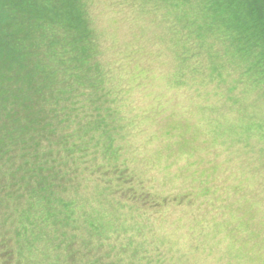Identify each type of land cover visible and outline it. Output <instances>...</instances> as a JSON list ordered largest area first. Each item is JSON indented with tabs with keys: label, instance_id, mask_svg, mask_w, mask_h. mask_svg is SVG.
Instances as JSON below:
<instances>
[{
	"label": "trees",
	"instance_id": "trees-1",
	"mask_svg": "<svg viewBox=\"0 0 264 264\" xmlns=\"http://www.w3.org/2000/svg\"><path fill=\"white\" fill-rule=\"evenodd\" d=\"M110 2L164 23L179 56L168 78L182 90L202 76L216 90L231 80L233 102L264 100V0ZM94 4L0 0V249L11 264L87 263L84 239L96 233L76 223L97 216L87 205L110 197L106 184L131 181L119 161L127 133L118 58L126 56L102 38ZM105 258L123 261L120 252Z\"/></svg>",
	"mask_w": 264,
	"mask_h": 264
},
{
	"label": "rangeland",
	"instance_id": "rangeland-1",
	"mask_svg": "<svg viewBox=\"0 0 264 264\" xmlns=\"http://www.w3.org/2000/svg\"><path fill=\"white\" fill-rule=\"evenodd\" d=\"M110 1L92 9L106 44L126 56L119 161L131 181L106 184L113 199H91L97 216L76 223L96 233L84 239L87 263L110 264L105 257L120 252L113 264H264V100L233 102L231 80L216 90L202 76L182 90L170 82L179 56L164 23ZM0 258L12 263L8 251Z\"/></svg>",
	"mask_w": 264,
	"mask_h": 264
}]
</instances>
